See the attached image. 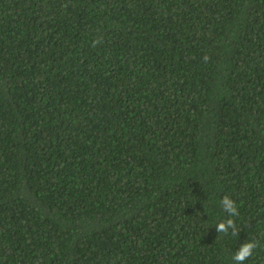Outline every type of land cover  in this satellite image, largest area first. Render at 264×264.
<instances>
[{"label":"trees","instance_id":"1","mask_svg":"<svg viewBox=\"0 0 264 264\" xmlns=\"http://www.w3.org/2000/svg\"><path fill=\"white\" fill-rule=\"evenodd\" d=\"M245 241L264 264V0H0V264Z\"/></svg>","mask_w":264,"mask_h":264},{"label":"clouds","instance_id":"2","mask_svg":"<svg viewBox=\"0 0 264 264\" xmlns=\"http://www.w3.org/2000/svg\"><path fill=\"white\" fill-rule=\"evenodd\" d=\"M98 42L99 41L94 42V46L95 43ZM203 59L207 61L208 57L205 56L203 57ZM220 205L223 211L227 214V218L215 225L217 232L223 233L225 235L230 234L233 237H238L239 230L237 229L235 220L233 219V217L239 216V211L236 206V202L229 196L225 195L221 198ZM257 247V242L245 241L242 245H240L239 249L235 251L231 259L233 260L234 264H244V262L253 255V252Z\"/></svg>","mask_w":264,"mask_h":264}]
</instances>
